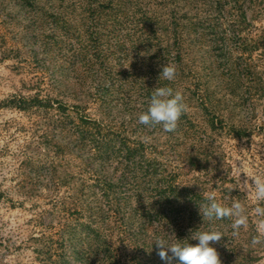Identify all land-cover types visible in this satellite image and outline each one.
Masks as SVG:
<instances>
[{
    "label": "rangeland",
    "instance_id": "1",
    "mask_svg": "<svg viewBox=\"0 0 264 264\" xmlns=\"http://www.w3.org/2000/svg\"><path fill=\"white\" fill-rule=\"evenodd\" d=\"M201 1L0 0V264H163L157 237L213 226L222 264H264V243L248 246L251 189L264 184V0L227 8L237 32ZM164 64L174 81H158ZM161 86L184 96L178 128L136 129ZM82 114L141 131L132 138L178 176L174 197L132 193L116 222L113 197L70 143ZM211 192L245 206L237 235L232 218L203 221Z\"/></svg>",
    "mask_w": 264,
    "mask_h": 264
},
{
    "label": "trees",
    "instance_id": "2",
    "mask_svg": "<svg viewBox=\"0 0 264 264\" xmlns=\"http://www.w3.org/2000/svg\"><path fill=\"white\" fill-rule=\"evenodd\" d=\"M226 1L202 0L198 11L200 12L203 6L208 5L205 9L207 19L215 18L218 21L225 16H231L234 21L232 26L237 32L235 18L238 15H232L227 8L243 12L242 9L247 10L252 0ZM34 103L36 102L33 101L32 104ZM57 122L64 123L61 120ZM141 126L137 124L136 129L139 130ZM67 127L69 132L72 131L73 138L70 143L87 154L86 162L91 176L97 178L96 181L104 188V191H108L113 197L109 203L110 205L114 203V208H110V211L116 222L120 221L123 207L129 203L131 198L129 195L132 193L148 190L156 191L162 198L174 197L178 189L176 181L178 176L164 163L153 158L155 154L161 155L158 148L141 140L139 134H137L139 137L132 138L141 131H134L133 126H125V131L106 128L102 122L90 120L83 114L78 121L70 120ZM97 161L100 163L98 166L94 164Z\"/></svg>",
    "mask_w": 264,
    "mask_h": 264
},
{
    "label": "clouds",
    "instance_id": "3",
    "mask_svg": "<svg viewBox=\"0 0 264 264\" xmlns=\"http://www.w3.org/2000/svg\"><path fill=\"white\" fill-rule=\"evenodd\" d=\"M160 79L174 81L176 68L173 65L164 64L158 81ZM186 110L187 105L180 91L168 86L155 87L149 97L147 109L138 114L137 123L146 127L159 125L165 132H174ZM248 183L247 180L244 181V184ZM206 201L199 206L203 221L215 222L232 218L231 227L234 236L238 234L241 227L246 226L248 213L241 202L234 201L230 206H225L217 201L215 192L209 193ZM251 201L256 205L251 209V214L257 220L255 225L257 238L252 239L248 246L254 249L264 243V184L253 185ZM223 237H225L224 233L213 226L206 231L194 230L185 239L169 240L157 237L153 244L158 248L157 254L163 264H222L214 245Z\"/></svg>",
    "mask_w": 264,
    "mask_h": 264
}]
</instances>
